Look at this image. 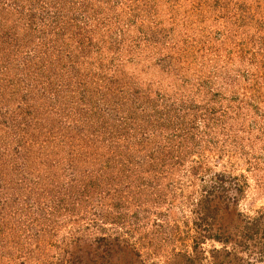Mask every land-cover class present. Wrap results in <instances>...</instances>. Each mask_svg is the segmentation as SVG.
Segmentation results:
<instances>
[{
    "label": "rangeland",
    "instance_id": "374dc122",
    "mask_svg": "<svg viewBox=\"0 0 264 264\" xmlns=\"http://www.w3.org/2000/svg\"><path fill=\"white\" fill-rule=\"evenodd\" d=\"M130 2L0 0V264H264V0Z\"/></svg>",
    "mask_w": 264,
    "mask_h": 264
},
{
    "label": "trees",
    "instance_id": "16d2710c",
    "mask_svg": "<svg viewBox=\"0 0 264 264\" xmlns=\"http://www.w3.org/2000/svg\"><path fill=\"white\" fill-rule=\"evenodd\" d=\"M132 2L134 3V6H131L128 4L126 5V9H128L127 11H128V14L130 15V18H131V20H129L130 24H134L136 19L139 20V18H140L139 15L142 16V14H143V13H139V11H142L143 9L137 7L138 0H131L130 3H132ZM13 32L15 34H17L16 31H13ZM59 33L61 34L63 32L59 31ZM112 81L113 80H111V82ZM211 179L213 180V183L216 184V186L220 187L221 191H225L227 188H229V187H227V185H225L226 179L223 178L221 175H214ZM212 239L215 241L221 240V238L218 236H213ZM214 264H222V263L216 262Z\"/></svg>",
    "mask_w": 264,
    "mask_h": 264
}]
</instances>
